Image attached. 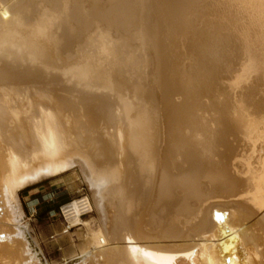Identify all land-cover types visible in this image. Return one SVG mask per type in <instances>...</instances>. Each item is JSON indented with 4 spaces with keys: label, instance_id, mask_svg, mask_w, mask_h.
Instances as JSON below:
<instances>
[{
    "label": "bare ground",
    "instance_id": "bare-ground-1",
    "mask_svg": "<svg viewBox=\"0 0 264 264\" xmlns=\"http://www.w3.org/2000/svg\"><path fill=\"white\" fill-rule=\"evenodd\" d=\"M188 28L194 99L164 107ZM112 103L101 171L78 134ZM78 163L102 228L75 264H264V0H0V264H48L18 192Z\"/></svg>",
    "mask_w": 264,
    "mask_h": 264
},
{
    "label": "rangeland",
    "instance_id": "rangeland-1",
    "mask_svg": "<svg viewBox=\"0 0 264 264\" xmlns=\"http://www.w3.org/2000/svg\"><path fill=\"white\" fill-rule=\"evenodd\" d=\"M192 28L193 27H191V29ZM194 29L195 28L192 29L193 32L196 30V29L195 30ZM192 31L188 28V30L185 31L188 35L183 34V35H185V38H183L181 36V38L183 40L180 39V43L182 41L184 46H182V43H181V45L179 44L177 46V47H179V49H177V50L175 49L176 55L173 59V67H176L175 65H177L176 64L177 62H178V65H180L184 61V66L182 64V66L180 65L179 67L181 68L182 73L185 74V77H183V74L181 76L186 80H187V76H188V80L185 81L188 84L184 83L183 87L180 90H178L177 85H176L172 88V90L170 91L169 94L159 95L158 96V102L160 105H162L164 107H178V106L183 105L185 103L190 104L193 102V99H194L193 87H194V78H195V72H196V70H195L196 62H194V61H196V56H195L196 54H195L194 49H193L194 48V46H193V44H194L193 43L194 42L193 37L194 36H192V34H191ZM187 37L189 39H187ZM190 37L193 39H191ZM184 39L185 40L191 39V40L186 41L187 42L186 43ZM185 44H187V45H185ZM188 45L191 46L189 49H188V47H189ZM180 46H182L183 49ZM185 49H186V51L187 50L190 51V52L187 51L186 55H185V52H186ZM178 50H180V53H178ZM148 53H149V55L152 54V53H150V51ZM183 54H184V57L182 56ZM149 55H148V57H149V59H151ZM152 56L153 55H151V57ZM177 57H178V59H179V57H180V59L181 58H183V59H181V60L175 59ZM188 58L190 61L187 60ZM192 58L194 60L191 62ZM194 63H195V66H194ZM151 64H153V62L150 63V61H149L148 66L152 67ZM186 68H188V69H186ZM173 70H172V74H175V73H173L174 72ZM183 70L185 71V73ZM216 74H218V73H216ZM216 74L208 78L207 76L209 75V73L207 72L205 78L207 77L208 81L210 80L209 81L210 84L214 83V82H216V80L217 81L219 80V78L217 79L218 75H216ZM192 77H194V78H192ZM211 78H213L212 82H211ZM215 78H216V80H215ZM220 81L221 82L218 81L217 83H222L221 79H220ZM147 85L148 84H146V86H145L147 89L143 86L141 89L139 88L138 93H139V95H141V97H142V94L145 95V96H143V98L145 97L144 99L150 100V99H152V97L150 98V96H152L150 94V91H152L153 88L151 89L150 88L151 86L149 87V85L148 86ZM175 87L177 89H175ZM142 89H144L143 92H141ZM140 93H142V94H140ZM154 93H155V90H154ZM179 96H180V98H179ZM175 98H177L179 100H177ZM107 105L106 106L104 105L105 108L101 112V116L103 118L102 117H101L102 119L100 118L101 121L99 120L98 125L95 127V129L93 131H91L89 128H86L85 129L86 131H83L82 133L78 134V140L80 141L81 146H83V150L81 149L82 152L83 153L88 152V154L91 155L90 159L92 160V162L95 160L93 162L94 165L97 166V168L99 170L102 169L101 171H104V170L106 171V169L103 167H106V166L108 168L111 167L112 161L108 160V159L101 158L98 155L99 152L97 153V147H99L101 143H108V148H111V141H109V140H111V136H109V135L112 134L110 132V130L113 131L112 128H113V124L115 122V118H113V116H111V111H113V110L116 111V110H118L116 108L120 107V106L118 107L119 104L115 105V103H112L108 106ZM99 128H100V130H99ZM106 131H107V133L110 132V134L106 135L107 134ZM103 132H105V133H103ZM96 134H98V135H96ZM103 134H105V136H107V137H105ZM81 135H82V137H81ZM80 138H84V139L82 140ZM93 141H96L95 142L96 144ZM73 149L74 148H70L69 151L72 152ZM78 164L72 166L71 168L69 167V169L67 168L60 173L53 174L49 177L43 178V180H40L39 182L37 181L35 183H32V184L27 185L25 187H22L18 192L19 193L20 206L24 212L23 222L27 223L28 227H30V230H31V234L29 235V237H30L34 247L40 253V258H42L43 262H46V260H47L48 264H75L78 261L77 258L80 257V255L82 254L81 251L94 249V246L90 245V242L92 241V239H90V241H89L88 236H90V237L93 236V234H92L93 231H97L100 228H102L101 227L102 223H101V220L99 217V213H97L98 210L95 206L94 189H92L94 187L91 185L89 180L86 178L85 173H84L81 165L80 164L78 165ZM110 169H107V170H110ZM81 196H88L90 198L92 206H93V212H91L90 214L84 215L83 216L84 219L81 218L82 220L79 221L76 225H72L71 221H70V223H68L67 220L65 219L64 214L62 212V207L66 203H68L72 200H76ZM95 208L97 211L95 210ZM68 226H70V228ZM89 229L92 230V233ZM33 237L36 239L37 243L35 242V239ZM91 244H92V242H91ZM7 247H8V249H7ZM11 248L12 247L10 245L6 246V253L7 252L8 253L5 255V257L9 258V255H11L10 251L12 253V249L14 250V248H12V249ZM86 248H88V249H86ZM8 262H7V264H8ZM12 264H18V262L17 263L14 262ZM19 264H21V263H19Z\"/></svg>",
    "mask_w": 264,
    "mask_h": 264
},
{
    "label": "built area",
    "instance_id": "built-area-1",
    "mask_svg": "<svg viewBox=\"0 0 264 264\" xmlns=\"http://www.w3.org/2000/svg\"><path fill=\"white\" fill-rule=\"evenodd\" d=\"M78 200H79V204H80L79 206L81 209L82 216H84L86 214H90L91 213L90 211L92 210L90 198L88 196H81L78 198ZM71 211H72V209H69L67 212H71ZM62 212H63L64 217L66 219V215H65V211H64L63 207H62Z\"/></svg>",
    "mask_w": 264,
    "mask_h": 264
}]
</instances>
